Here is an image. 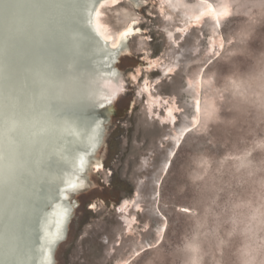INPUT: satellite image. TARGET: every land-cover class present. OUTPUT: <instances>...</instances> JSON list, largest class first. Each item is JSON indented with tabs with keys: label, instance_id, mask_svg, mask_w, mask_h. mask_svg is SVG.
<instances>
[{
	"label": "rangeland",
	"instance_id": "374dc122",
	"mask_svg": "<svg viewBox=\"0 0 264 264\" xmlns=\"http://www.w3.org/2000/svg\"><path fill=\"white\" fill-rule=\"evenodd\" d=\"M142 1L94 13L108 44L137 32L54 264H264V0H205L219 23L194 22L197 0Z\"/></svg>",
	"mask_w": 264,
	"mask_h": 264
},
{
	"label": "bare ground",
	"instance_id": "6f19581e",
	"mask_svg": "<svg viewBox=\"0 0 264 264\" xmlns=\"http://www.w3.org/2000/svg\"><path fill=\"white\" fill-rule=\"evenodd\" d=\"M118 1L23 0L11 28L5 30L0 24V95L8 97L7 107L0 108V123L6 121L12 165V178L0 184V264H49L54 259L53 242L62 237L65 241L78 205L71 196L88 192L93 185L88 173L103 168L96 153L107 112L99 110L108 99V91L118 94L122 89L112 49L137 31L130 22L110 42L113 48L103 51L94 39L97 36L93 38L84 24L105 2L114 5ZM123 1L135 8L145 3ZM197 1L204 8L194 22L210 18L219 23L224 17L205 0ZM47 11L57 30L38 29L43 21L40 15ZM46 34L49 39L44 38ZM103 41L108 44L106 38ZM37 65H47L54 80L71 74L81 85L75 104L51 102L43 121L36 119L39 89L33 69ZM195 110L201 114L199 100ZM173 111L166 112L168 124H175ZM127 202L119 208L126 210Z\"/></svg>",
	"mask_w": 264,
	"mask_h": 264
},
{
	"label": "clouds",
	"instance_id": "9594fccd",
	"mask_svg": "<svg viewBox=\"0 0 264 264\" xmlns=\"http://www.w3.org/2000/svg\"><path fill=\"white\" fill-rule=\"evenodd\" d=\"M23 7V0H0V24L9 30L15 20L17 11ZM33 78L39 89L37 103L40 110L36 119L43 121L48 115V105L55 102L71 106L75 104L81 91L77 78L71 74L60 79H52L51 69L47 65H37L33 69ZM7 95H0V108L7 107ZM6 121L0 123V184L7 183L12 178V165L8 158Z\"/></svg>",
	"mask_w": 264,
	"mask_h": 264
},
{
	"label": "water",
	"instance_id": "95a60500",
	"mask_svg": "<svg viewBox=\"0 0 264 264\" xmlns=\"http://www.w3.org/2000/svg\"><path fill=\"white\" fill-rule=\"evenodd\" d=\"M40 17H41V19L43 20V21H41V24H40V26H39V28L38 29H43V27L44 28H48V29H50V30H57L56 29V27H57V25H56V22H53V23H51V20L49 19V12L47 11V13H43L42 15H40ZM49 25H48V24ZM83 23H85V22H83ZM85 25V27L87 28V30L89 31V33L91 34V36L94 38V36H97V38L95 37L94 39L96 40V42L99 44V47L101 48V49H103V51L104 50H107V47L108 48H113L112 46H110V44H107V45H105V43H104V41H103V38L102 37H100L98 34H97V32H96V29H95V25H94V20H93V13H92V15H91V18H90V20H88V23H85L84 24ZM56 26V27H55ZM44 38H46V39H49V35L48 34H46L45 35V37ZM128 40V38H123V39H121V41H120V45L116 48V49H112V50H114V54H113V57H112V63L114 64L117 60H118V58H119V56L122 54V53H125L126 51H127V46H126V41ZM118 75V74H117ZM118 79V78H117ZM108 94H109V96H108V99H106V101L104 102V104H103V107L101 108V110H99L100 112L101 111H106L107 112V116L104 118V120L101 122V125H100V133L102 134L101 135V142H100V145H99V147L101 146V144H102V138H103V134H104V130H105V125H106V123L108 122V120H109V116H110V111H111V105H112V100L114 99V97H115V95H116V93L114 92V91H112V89H111V91H108ZM97 132V131H96ZM98 133V132H97ZM98 147V148H99ZM77 195V193H73V195L71 196L72 197V199H74V202H77L76 201V199H75V196ZM48 229V228H47ZM62 241H64V238L62 237V238H60V239H57L56 241H54L53 242V251L55 252L56 251V249H57V247L62 243ZM52 251V252H53ZM50 256V255H49ZM51 258V257H50ZM54 262H55V258L54 259H52V260H50V262H49V264H54Z\"/></svg>",
	"mask_w": 264,
	"mask_h": 264
}]
</instances>
